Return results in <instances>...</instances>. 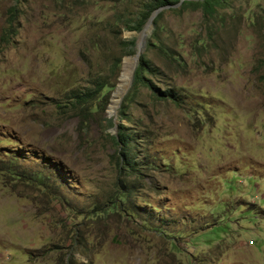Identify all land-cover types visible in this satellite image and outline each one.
<instances>
[{"label":"rangeland","instance_id":"obj_1","mask_svg":"<svg viewBox=\"0 0 264 264\" xmlns=\"http://www.w3.org/2000/svg\"><path fill=\"white\" fill-rule=\"evenodd\" d=\"M147 1L0 0V264H264V0L155 15L131 169Z\"/></svg>","mask_w":264,"mask_h":264},{"label":"trees","instance_id":"obj_2","mask_svg":"<svg viewBox=\"0 0 264 264\" xmlns=\"http://www.w3.org/2000/svg\"><path fill=\"white\" fill-rule=\"evenodd\" d=\"M181 1L182 0H148L136 24L129 27V30L140 32L143 29L147 20L149 19L150 14L155 9H158L160 7L163 8L166 6H170V8H173V7L188 6V5L192 6L195 4L206 3L205 0H184L183 2ZM157 22H158V18L154 17L152 21L153 30L151 34L153 38L156 37L155 32L157 28ZM148 44L150 45V42H148L147 45ZM130 45L132 47H135L136 42L132 41L130 42ZM151 71H152V67L150 66V63L145 59L143 55H141L132 78L133 86L136 87V85L143 83L144 82L143 74L144 73L150 74ZM92 85H93L92 89H88L85 91L71 90L70 93L67 94V99H68L67 102L68 104H70L69 110L75 111L79 106L85 105L88 102L94 100L99 95V93H101L106 87V83L104 82L103 78L94 80ZM164 96L177 100L176 95L172 91L165 93ZM128 102H129L128 96L124 97V99L121 102L120 108L117 111V120L120 123L118 129L120 130V133L117 136H114V140L118 142V144H121L123 147L122 154L124 155L126 160L125 165L127 167H130L131 169H134L133 163L129 158V142L131 139L129 135H126L124 133L125 127L121 124V121L125 117V110ZM64 107H67V105H65Z\"/></svg>","mask_w":264,"mask_h":264},{"label":"water","instance_id":"obj_3","mask_svg":"<svg viewBox=\"0 0 264 264\" xmlns=\"http://www.w3.org/2000/svg\"><path fill=\"white\" fill-rule=\"evenodd\" d=\"M184 0H182L181 2H183ZM170 6H166V7H163V8H158V9H155L149 16V19L147 20V22L145 23L143 29L139 32V40L136 42V49H137V52H135L134 56L133 57H130V58H127V59H130L132 60L133 62V65H132V69H131V73H130V77H129V81H128V84H127V88L126 90L120 95L119 97V100L116 104V106L114 107V109L112 110V112H109L108 111V114L110 116H114L113 117V121L115 123V126L118 125V121H117V118H116V108L119 107L120 105V102L124 96V94H126L128 88L131 86L132 82H133V75H134V71L137 67V64H138V61H139V58L140 56L142 55V53L145 51L146 49V46H147V35L150 34V31H151V28H152V21L155 17V15L161 10H165V9H169ZM110 108V106H109Z\"/></svg>","mask_w":264,"mask_h":264},{"label":"bare ground","instance_id":"obj_4","mask_svg":"<svg viewBox=\"0 0 264 264\" xmlns=\"http://www.w3.org/2000/svg\"><path fill=\"white\" fill-rule=\"evenodd\" d=\"M130 59L127 60V62L129 61ZM131 63H128L125 70H124V73H123V76H122V82H121V86L119 88L118 93H116V95H120L126 90L127 88V84H128V81H129V77H130V73H131V69H132V65H133V62L132 60H130ZM126 62V63H127ZM114 97V96H113ZM113 103V102H112ZM117 103L113 104L111 107H110V110L109 112H112V110L114 109V107L116 106Z\"/></svg>","mask_w":264,"mask_h":264}]
</instances>
